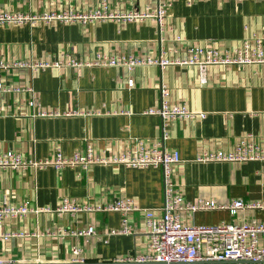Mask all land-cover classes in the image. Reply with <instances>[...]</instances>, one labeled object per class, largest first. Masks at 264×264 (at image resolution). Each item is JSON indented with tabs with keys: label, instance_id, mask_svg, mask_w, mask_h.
I'll return each instance as SVG.
<instances>
[{
	"label": "crops",
	"instance_id": "1",
	"mask_svg": "<svg viewBox=\"0 0 264 264\" xmlns=\"http://www.w3.org/2000/svg\"><path fill=\"white\" fill-rule=\"evenodd\" d=\"M107 1L112 11L125 13L134 8L153 10L160 0ZM101 2L0 0V8L24 14L88 13ZM165 28L162 41L158 24L151 19L0 24V59L64 61L59 66L16 68L2 74L5 84L32 86L33 92L0 93V153L13 150L29 160L47 161L58 150L69 157L92 146L96 153L110 156L135 150L138 141L149 146L162 141L165 148L180 152L182 161L174 166V176L188 201L264 202V161L197 160L204 151H228L246 138L264 143V64L211 65L204 84L195 65L129 69L86 64L98 53L184 57L185 45L172 51L176 36L187 44L214 42L223 47L240 46L254 35L264 39V0H174ZM70 59L83 64H66ZM161 85L169 89V104L183 103L205 116L149 114V109L161 106ZM39 111L49 114L41 116ZM165 131L169 135L163 139ZM65 197L91 207L132 198L141 208H158L164 200L162 169L111 163L87 168L52 164L0 168V208L29 201L43 209L2 216L0 264H109L145 252L146 227L139 211L130 214L133 234H111V229L121 226L119 212H58ZM181 217L196 227L252 219L264 223V208H245L236 216L226 208L183 211ZM89 226L95 227L96 234H75ZM75 248L80 249L78 254Z\"/></svg>",
	"mask_w": 264,
	"mask_h": 264
},
{
	"label": "built area",
	"instance_id": "2",
	"mask_svg": "<svg viewBox=\"0 0 264 264\" xmlns=\"http://www.w3.org/2000/svg\"><path fill=\"white\" fill-rule=\"evenodd\" d=\"M174 0H160L157 8L138 10L134 8L125 13L112 11L107 0H102L100 7L88 13L78 11H63L61 13L50 12L44 14H24L21 12H7L0 8V24L27 21H81L83 23L95 20L118 21H156L159 33L164 41L165 20ZM172 51H179L178 46L185 45L186 56L167 57L165 55L152 56L148 54L138 55H108L98 53L94 61L86 62L87 65H112L125 66L132 69L141 65H157L164 68L169 65H195L200 69L201 83H206V68L211 65H247L264 64V39L252 36L243 40L240 46L223 47L214 42L204 45L185 43L180 36L174 38ZM172 49V48H171ZM170 49V50H171ZM64 61L53 64L48 62L32 63L25 60L7 61L0 59V93L31 91L33 87H13L7 85L2 79L3 73H10L16 68L29 67L33 70L49 66H59ZM69 65L80 66L82 61L70 59ZM161 106L149 109V114H159L164 118L180 117L190 118L204 117L205 113L191 111L185 104H169V89L161 85ZM35 101H30L34 106ZM41 116L49 113L39 111ZM33 115H36L33 113ZM168 131L163 134V139L168 137ZM135 150H124L115 155H101L89 146L85 153L75 152L72 156H65L58 150L55 158L47 161H34L24 157L21 153L8 150L0 153V168L19 169L29 165L34 167L52 164L57 168L67 165H81L84 168L95 163L124 164L131 167H160L163 175V204L154 209L139 207L132 198H116L104 207H91L88 204H79L76 199L65 197L57 207L58 212H79L84 210L117 211L121 214V226L111 229V234H133L134 228L130 214L139 211L144 216L147 243L144 253L136 256H127L119 259L128 264H264V223L255 219L241 222H222L211 226H190L183 222L181 212L226 208L233 216L245 208H264V202H246L243 199H234L228 205H219L215 200L198 199L195 202L188 201L174 176V166L182 159L180 152L165 148L162 141L149 146L143 141L137 142ZM201 162H245L264 161V143L253 141L249 138L238 142L233 149L228 151H204L197 157ZM41 208L32 207L29 201L19 206H5L0 208V221L3 215L24 214L27 212H39ZM46 210H49L46 209ZM78 235H94L96 229L89 226L87 229L75 232ZM8 238L10 235H3ZM75 254L80 249L75 248ZM78 262V261H77Z\"/></svg>",
	"mask_w": 264,
	"mask_h": 264
},
{
	"label": "water",
	"instance_id": "3",
	"mask_svg": "<svg viewBox=\"0 0 264 264\" xmlns=\"http://www.w3.org/2000/svg\"><path fill=\"white\" fill-rule=\"evenodd\" d=\"M70 264H99V263H86V262H74V263H70ZM104 264V263H101ZM109 264H128L127 262H111Z\"/></svg>",
	"mask_w": 264,
	"mask_h": 264
}]
</instances>
